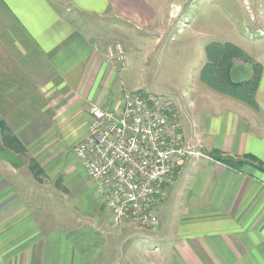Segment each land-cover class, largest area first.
Here are the masks:
<instances>
[{"label":"crops","instance_id":"crops-1","mask_svg":"<svg viewBox=\"0 0 264 264\" xmlns=\"http://www.w3.org/2000/svg\"><path fill=\"white\" fill-rule=\"evenodd\" d=\"M167 1L0 0V121H9L40 178L72 207L67 224L45 228L44 216L17 194L21 183L0 174V264H264V170L211 156L250 155L264 165V51L253 57L262 66L256 109L201 86L190 130L181 120L198 154L176 166L157 227L112 225L104 197L73 151L87 134L90 104L118 109L126 92L141 89L142 69L131 74L120 40L135 28L160 30L159 16L166 27L174 12L173 0L163 8ZM117 22L128 27L125 35L105 39L103 30L114 32ZM236 68L244 72L234 71L235 78L251 72L250 64ZM0 163L12 175L21 167Z\"/></svg>","mask_w":264,"mask_h":264},{"label":"rangeland","instance_id":"rangeland-1","mask_svg":"<svg viewBox=\"0 0 264 264\" xmlns=\"http://www.w3.org/2000/svg\"><path fill=\"white\" fill-rule=\"evenodd\" d=\"M170 1H167V5H162L167 11L171 8ZM172 8L174 12L168 18L166 27L162 16H159L157 23L160 30L158 27L145 32L135 28L132 36H127L120 42L125 53L124 64L131 74L136 68L142 69L141 89L136 91L154 94L161 102H166L173 110L172 117L179 124L180 130L181 120L186 130H190L188 116L193 118L191 111L201 107V86L206 88L199 79V70L205 62L204 46L213 40L233 42L252 57L264 51V33L255 31L257 27L264 30V0H173ZM110 25L111 23L108 26ZM116 25L120 27L111 29L107 26L111 31L115 30L111 33L104 28L105 39L108 34L115 38L125 35L128 27L124 28L118 22ZM108 40L111 41L109 38ZM134 80L135 83L140 81L137 75ZM211 92L215 96L234 100L232 96L213 90ZM3 119L5 126L9 125V121L4 117ZM11 133L13 134L12 130ZM25 153L20 154L23 164L16 175H12L1 163L0 174L21 183L20 189L15 187L17 194L21 199H29L35 216H44L45 228L62 226L66 223L67 215L72 219L71 201L63 193L55 191L48 179L44 181L40 178L41 174L34 173ZM192 157L194 156L186 159ZM175 179L173 175L167 184L174 183ZM25 193L26 196L23 197ZM161 194L164 195L163 191ZM132 219L126 221L133 222ZM139 225L136 224L138 227L148 228Z\"/></svg>","mask_w":264,"mask_h":264},{"label":"built area","instance_id":"built-area-1","mask_svg":"<svg viewBox=\"0 0 264 264\" xmlns=\"http://www.w3.org/2000/svg\"><path fill=\"white\" fill-rule=\"evenodd\" d=\"M172 112L156 95L136 90L123 95L118 109L90 104L87 134L73 151L104 197L112 225L133 218L157 227L164 186L181 161L198 154Z\"/></svg>","mask_w":264,"mask_h":264},{"label":"trees","instance_id":"trees-1","mask_svg":"<svg viewBox=\"0 0 264 264\" xmlns=\"http://www.w3.org/2000/svg\"><path fill=\"white\" fill-rule=\"evenodd\" d=\"M205 62L199 70V79L211 90L232 96L234 99L256 109V90L262 74V66L252 56L248 55L240 46L228 41H210L204 46ZM250 64L251 72L247 77L235 78L234 71L238 75L244 72L243 68H236L235 63ZM2 134V147L18 155L26 152L23 144L11 133V130L0 121ZM211 156L231 167H241L246 163H255L264 170V165L257 163L250 155L244 158H235L222 153H212ZM31 161V169L34 173L41 174L37 163Z\"/></svg>","mask_w":264,"mask_h":264},{"label":"water","instance_id":"water-1","mask_svg":"<svg viewBox=\"0 0 264 264\" xmlns=\"http://www.w3.org/2000/svg\"><path fill=\"white\" fill-rule=\"evenodd\" d=\"M0 160L8 163L12 167H20L22 165V159L8 149L0 148Z\"/></svg>","mask_w":264,"mask_h":264}]
</instances>
